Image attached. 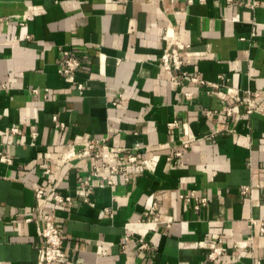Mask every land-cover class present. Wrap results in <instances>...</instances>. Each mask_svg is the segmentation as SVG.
Wrapping results in <instances>:
<instances>
[{
  "label": "crops",
  "instance_id": "0c3cea01",
  "mask_svg": "<svg viewBox=\"0 0 264 264\" xmlns=\"http://www.w3.org/2000/svg\"><path fill=\"white\" fill-rule=\"evenodd\" d=\"M169 46L188 76L161 68ZM65 52L81 61L72 76ZM246 91L264 101V0H0V264H38L36 220L52 208L73 264H264L251 224L264 220V116L234 106ZM101 138L146 165L86 203L79 145ZM219 243L228 255L209 260Z\"/></svg>",
  "mask_w": 264,
  "mask_h": 264
},
{
  "label": "built area",
  "instance_id": "2783aa9c",
  "mask_svg": "<svg viewBox=\"0 0 264 264\" xmlns=\"http://www.w3.org/2000/svg\"><path fill=\"white\" fill-rule=\"evenodd\" d=\"M20 20V25L24 26V21H31L30 18L24 16ZM27 39H30V36L27 35ZM161 68L163 70L174 72L176 75L181 74L183 76H188L184 71L185 66V56L182 50L175 46H169L164 54L161 57ZM81 67V61L78 57L71 55L69 52H65L63 58H61L58 64V72L62 76H72L74 75ZM173 82L177 85H180L178 77L173 76ZM191 82L199 85H207L206 82L199 77H191ZM211 87H215L212 85ZM4 88V87H2ZM80 92H84L86 89L85 84H79L77 86ZM34 93H38V90H35ZM187 99L192 98L191 93H186ZM259 95L256 93H251L246 91L243 94H239L235 97L234 106L235 107H245L246 114L251 115L254 113H259L264 116V101H259ZM234 112L233 108L227 110V114L232 116ZM57 123V118H55ZM61 129H65L64 124L57 125ZM177 123L170 124V127H176ZM13 134H18L19 130L13 128ZM80 150L79 154L83 158H87L91 162L90 168V177L79 178L78 183L83 194V201L86 203L91 202V196L94 193L96 187H111L115 185L114 178L118 174H127L129 167L131 165H146V162H139L136 151L139 149L137 147L133 148H121L117 151L120 152L119 155H115L116 149L113 148L109 142L108 138L93 139L87 142H84L79 145ZM188 143L184 144L185 148H188ZM183 155L182 151H177L174 154V157L180 158ZM174 158H169L172 161ZM0 162L11 163V159L7 156L0 158ZM102 170H106L105 175L101 174ZM47 174L50 173V170L46 171ZM129 180L128 174L125 176ZM48 184L51 185L52 181L49 180ZM251 190L250 187H245L242 190V194L247 195ZM37 199L45 198V189L37 188L36 191ZM52 197L54 198L57 204L67 203L72 206L75 201L71 197H64L59 194L53 193ZM182 198H184L182 196ZM196 199L197 205L195 209H200L201 206H206L208 201L206 198L197 199L195 193L191 194L188 198L189 200ZM157 205L152 208V211H156ZM38 210V209H37ZM29 222H32V218L28 219ZM36 223L39 225V261L38 264H73L72 262L67 261L66 253L64 250V233L62 228L56 222V209L52 208L49 212L41 214L36 220ZM251 224L254 226L259 225L260 230L264 233V220L257 221L251 220ZM221 243V242H220ZM217 244L209 253L208 258L212 261H221L228 255V251L221 244ZM254 240L252 237H249L245 240L235 242L233 244L234 249H241L243 245H249L253 249ZM146 245L143 244L141 248H145ZM258 264V262H257Z\"/></svg>",
  "mask_w": 264,
  "mask_h": 264
}]
</instances>
